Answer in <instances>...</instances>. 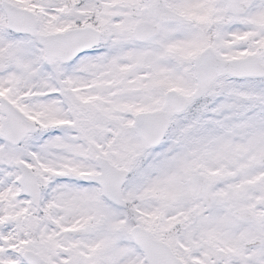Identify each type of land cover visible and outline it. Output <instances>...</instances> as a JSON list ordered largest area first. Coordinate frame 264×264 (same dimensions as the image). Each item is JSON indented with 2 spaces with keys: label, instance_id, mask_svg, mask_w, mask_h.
Here are the masks:
<instances>
[{
  "label": "snow or ice",
  "instance_id": "obj_1",
  "mask_svg": "<svg viewBox=\"0 0 264 264\" xmlns=\"http://www.w3.org/2000/svg\"><path fill=\"white\" fill-rule=\"evenodd\" d=\"M0 264H264V0H0Z\"/></svg>",
  "mask_w": 264,
  "mask_h": 264
}]
</instances>
